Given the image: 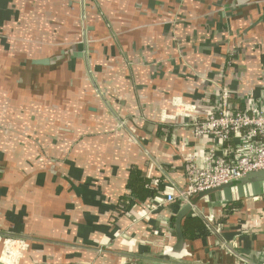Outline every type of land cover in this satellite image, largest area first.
I'll return each mask as SVG.
<instances>
[{
    "label": "crops",
    "instance_id": "crops-1",
    "mask_svg": "<svg viewBox=\"0 0 264 264\" xmlns=\"http://www.w3.org/2000/svg\"><path fill=\"white\" fill-rule=\"evenodd\" d=\"M223 89L264 103V0H0V258L13 237L12 264L164 261L187 163L233 158L188 125ZM132 168L152 194L129 205ZM189 199L213 229L174 264L264 262V189Z\"/></svg>",
    "mask_w": 264,
    "mask_h": 264
},
{
    "label": "built area",
    "instance_id": "built-area-1",
    "mask_svg": "<svg viewBox=\"0 0 264 264\" xmlns=\"http://www.w3.org/2000/svg\"><path fill=\"white\" fill-rule=\"evenodd\" d=\"M229 98V91L223 89V94L212 111L204 116L191 114L188 125L193 128L196 137L209 136L213 140L229 142L236 136L239 140L233 158L229 161L208 153L202 166L192 159L187 163L186 188L179 194L183 204L198 192L218 188L248 173L264 170V103L253 102L244 110H237L232 107ZM167 200L174 201L175 196L168 194ZM207 220V227L213 229L210 224L212 219ZM4 239L5 250L0 261L12 264L17 261V257L14 260L10 245L17 243L22 248V243L25 244L26 240L13 237ZM15 253H19L18 250Z\"/></svg>",
    "mask_w": 264,
    "mask_h": 264
},
{
    "label": "water",
    "instance_id": "water-1",
    "mask_svg": "<svg viewBox=\"0 0 264 264\" xmlns=\"http://www.w3.org/2000/svg\"><path fill=\"white\" fill-rule=\"evenodd\" d=\"M42 61L43 60H41V62ZM43 62H47V60H44ZM218 188L223 192L227 202H232L236 194L239 198L250 195L260 196L264 189V170L248 173L242 178L231 181ZM193 216H195L193 204L188 200L183 204L175 218L173 229L176 233V243L174 246L166 248L164 252L159 255V259H164V261H158L157 264H174V261L181 258L187 244L182 228L183 220L186 218H192ZM217 230L220 231L221 227L219 226ZM166 260H171L172 262ZM262 264H264V262Z\"/></svg>",
    "mask_w": 264,
    "mask_h": 264
},
{
    "label": "trees",
    "instance_id": "trees-1",
    "mask_svg": "<svg viewBox=\"0 0 264 264\" xmlns=\"http://www.w3.org/2000/svg\"><path fill=\"white\" fill-rule=\"evenodd\" d=\"M149 180L143 175V173L137 169L132 168L130 173V178L128 181V189L130 191V196L126 197L124 200L128 202L129 205H133L136 199L143 200L150 193L151 190L146 188V183ZM213 191H219V188L212 189ZM180 202L178 201L175 212L179 209ZM176 218V213L172 217V226H174ZM184 235L187 239H194L200 236H206L210 234V229L204 224L203 220L199 217H193L185 219L182 225Z\"/></svg>",
    "mask_w": 264,
    "mask_h": 264
}]
</instances>
